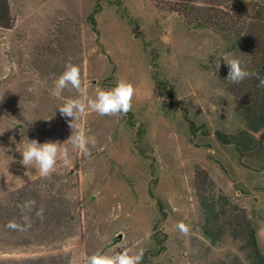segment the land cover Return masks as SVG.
<instances>
[{
	"label": "rangeland",
	"instance_id": "374dc122",
	"mask_svg": "<svg viewBox=\"0 0 264 264\" xmlns=\"http://www.w3.org/2000/svg\"><path fill=\"white\" fill-rule=\"evenodd\" d=\"M241 1L264 6L225 0L234 19ZM8 2L12 25L0 27V264H83L98 251L121 250H142L141 264H253L244 214L264 255L263 162L216 135L245 128L243 88L225 79L220 56L251 72L263 26L197 25L169 8L173 0ZM69 63L80 68L89 96L120 80L135 89L126 115L87 108L80 115L96 139L88 157L68 142L70 118L58 109L78 94H50ZM32 139L66 145L70 164L58 159L48 177L25 168L20 151ZM29 200L31 227L7 228L23 224L21 205ZM202 200L215 205L207 223Z\"/></svg>",
	"mask_w": 264,
	"mask_h": 264
},
{
	"label": "clouds",
	"instance_id": "9594fccd",
	"mask_svg": "<svg viewBox=\"0 0 264 264\" xmlns=\"http://www.w3.org/2000/svg\"><path fill=\"white\" fill-rule=\"evenodd\" d=\"M195 7H205L203 0H195ZM223 58L228 67L226 80L231 84H240L245 79L250 78L253 73L249 72L246 67H242L238 58ZM215 72L219 70L220 60L216 59ZM260 85L264 87V78L260 79ZM34 89L30 88L29 91ZM65 90H75L78 98L68 99L58 107L62 116L70 118L69 126L71 135L67 138L68 142L74 149L79 150L83 157L90 156L89 145L95 146V137L89 136L83 124L79 122L80 115L84 113L85 108L101 116L126 115L132 108V100L135 94L134 86L127 81L120 80L111 89H98L95 96H89L87 89L82 84L81 71L77 65L67 64L64 71L56 79L54 87L50 94L53 97H61ZM49 116L45 120H50ZM22 159L19 161L25 168H35L41 177H48L55 170L57 160L59 159L65 165L70 164L71 156L68 147L61 146L54 141L43 143L35 139L29 140L20 151ZM35 208V201H25L21 205L23 224L15 221H9L7 228L12 230L25 231L31 227V217ZM38 218H43V209L36 211ZM179 232L185 236L189 235L190 227L179 222L176 225ZM143 251L135 255H130L127 250L115 252L112 255H105L102 252H96L91 256H85L83 264H141Z\"/></svg>",
	"mask_w": 264,
	"mask_h": 264
},
{
	"label": "trees",
	"instance_id": "16d2710c",
	"mask_svg": "<svg viewBox=\"0 0 264 264\" xmlns=\"http://www.w3.org/2000/svg\"><path fill=\"white\" fill-rule=\"evenodd\" d=\"M174 6H169L172 11L180 12L185 17L189 16L190 20L196 22L197 25H204V27H214L220 30L237 29L240 26L237 24L243 23L241 27L247 25H261L264 27V6L257 2L241 1L236 7L237 11H242L236 19L232 18V11L229 7L224 6L225 0H203L205 7H195V0H173ZM223 5V9L221 7ZM224 7L227 9L225 10ZM253 13V15L250 14ZM242 15V16H240ZM244 17V19H242ZM252 20L254 22H252ZM12 25V18L10 16L8 0H0V27L10 28ZM237 25V26H236ZM236 27V28H235ZM243 28H240V31ZM238 31V30H237ZM248 38L253 46H259L260 42H255L256 34ZM264 43V42H263ZM261 58L256 62V65L251 70L250 78L244 80L241 84V89L245 94L241 98L242 116L245 121V128L238 133L227 137L221 132H216L217 138L221 143L233 144L235 150L240 154H256L263 162L264 167V87L260 85V79L264 78V45L261 44L258 48ZM249 70V68H248ZM251 154V155H252ZM253 156V155H252ZM254 157V156H253ZM202 209L207 213L206 222L214 218L215 205L209 204L203 200L200 201ZM245 217V230L243 233L247 238V246L250 248V258L253 264H264V255L260 252L256 238L255 230ZM242 229V225L240 226ZM243 230V229H242ZM204 233L211 237L210 231L207 227L204 228Z\"/></svg>",
	"mask_w": 264,
	"mask_h": 264
}]
</instances>
